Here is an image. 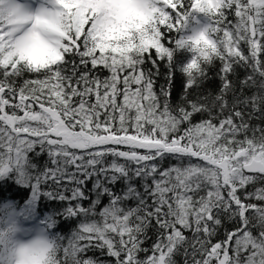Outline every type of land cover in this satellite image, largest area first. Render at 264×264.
Here are the masks:
<instances>
[{
    "label": "snow or ice",
    "instance_id": "obj_1",
    "mask_svg": "<svg viewBox=\"0 0 264 264\" xmlns=\"http://www.w3.org/2000/svg\"><path fill=\"white\" fill-rule=\"evenodd\" d=\"M160 4L137 55L130 0H0V173L77 222L58 264H264V0ZM197 8L213 15L173 103Z\"/></svg>",
    "mask_w": 264,
    "mask_h": 264
},
{
    "label": "clouds",
    "instance_id": "obj_2",
    "mask_svg": "<svg viewBox=\"0 0 264 264\" xmlns=\"http://www.w3.org/2000/svg\"><path fill=\"white\" fill-rule=\"evenodd\" d=\"M138 14H143L148 20L140 30L133 29L132 39L121 41L128 46L135 44L133 52L139 55L143 45L140 43L142 37L155 36L152 18H158L155 11L161 7L160 0H130L129 5ZM202 14L206 21L212 17L207 8L203 12L197 8L185 18L183 30L186 34L182 36L181 43L177 49H187L192 52L199 51L195 46L196 39L201 33H207V22L198 17ZM136 22H140L137 20ZM6 173H0V179L6 177ZM22 184V183H21ZM59 243L55 236L47 231L30 232L21 216H10L6 210L0 213V264H58Z\"/></svg>",
    "mask_w": 264,
    "mask_h": 264
},
{
    "label": "trees",
    "instance_id": "obj_3",
    "mask_svg": "<svg viewBox=\"0 0 264 264\" xmlns=\"http://www.w3.org/2000/svg\"><path fill=\"white\" fill-rule=\"evenodd\" d=\"M184 2L187 4L188 0H184ZM198 18L205 23L207 22L202 14H200ZM164 42L166 46L175 48V45H168L167 40ZM154 55L155 53L153 52V56ZM193 56L194 52L192 51L175 48L171 59V70L173 72L171 78V100L173 103H179L184 95V88L188 82V75L184 69L192 61ZM145 67H150V65L146 64ZM160 67L161 72L166 74L169 71L168 60L165 59L161 61ZM102 74L108 75L107 72ZM241 75H243V73H241ZM158 83H163L162 77L158 80ZM202 87H206L208 91H213L217 87V81L214 80V77H210L208 81H205V85H202ZM198 119L199 117H197V120ZM254 123L261 124L258 120L254 121ZM261 126H264V124H261ZM29 156L32 158L33 163L38 165H42L44 161L47 160L46 153H41L37 156L34 151L29 153ZM32 197V187L19 183L18 173L16 171H11L6 177L0 179V213H4L7 210L9 214V212L13 210L16 216L24 218V223L28 229L38 225L43 231H47L50 235L55 237L58 234L64 236L71 234L73 229L77 226V222L74 219H66L57 215L62 209L61 202L49 199L46 196H41L37 200H33ZM53 219L56 223L54 227L50 228L49 223ZM89 255L93 254L89 253ZM95 255H99V253Z\"/></svg>",
    "mask_w": 264,
    "mask_h": 264
},
{
    "label": "rangeland",
    "instance_id": "obj_4",
    "mask_svg": "<svg viewBox=\"0 0 264 264\" xmlns=\"http://www.w3.org/2000/svg\"><path fill=\"white\" fill-rule=\"evenodd\" d=\"M18 2L21 3L22 5H25V3H28L29 6L33 7L34 9L36 8V10H37L39 8V6L41 5V3H44V0H18ZM35 2H37V3H35ZM9 215L10 216H16V213L12 210L11 212H9ZM33 227L29 229L30 232L43 231L42 228L38 227V225H35Z\"/></svg>",
    "mask_w": 264,
    "mask_h": 264
},
{
    "label": "bare ground",
    "instance_id": "obj_5",
    "mask_svg": "<svg viewBox=\"0 0 264 264\" xmlns=\"http://www.w3.org/2000/svg\"><path fill=\"white\" fill-rule=\"evenodd\" d=\"M35 3H37V2H35ZM25 6H29V4L28 3H25ZM30 10L31 11H36V8L34 9L33 7L30 6Z\"/></svg>",
    "mask_w": 264,
    "mask_h": 264
}]
</instances>
